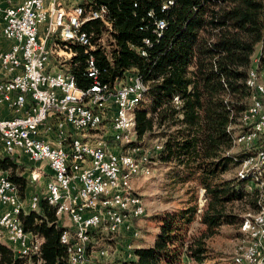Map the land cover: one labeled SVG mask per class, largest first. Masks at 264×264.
I'll return each instance as SVG.
<instances>
[{
    "label": "trees",
    "instance_id": "16d2710c",
    "mask_svg": "<svg viewBox=\"0 0 264 264\" xmlns=\"http://www.w3.org/2000/svg\"><path fill=\"white\" fill-rule=\"evenodd\" d=\"M167 1L91 0V6L105 7L107 23L86 21L82 29L92 34L95 48L86 53L83 46L73 44L76 53L61 68L84 89L93 80L84 70L89 55L98 68V80L110 86L124 80L125 72H135L146 88L133 114L131 142L120 144L119 150L141 151L150 137L163 138L156 143L157 151L153 152L154 145L146 149L149 159L171 167L167 173L171 184L194 182L203 188L207 205L201 221L206 231L235 224L241 229L248 217L234 213L232 203L248 202L255 213L264 200L258 188L247 189L249 177L224 174L264 147L260 135L252 147L236 145L233 150L234 134L249 128L240 116L253 97L246 85L248 70L254 57L264 53V0H172L162 8ZM15 156L0 152V170L8 173L22 199L30 179L17 172L32 171L35 163L17 162ZM196 211V205H189L153 214L160 223L153 245L134 246L124 264H183L185 255L202 264L207 232L185 247L186 229ZM18 218L26 232L43 239L39 255L19 256L0 241V264L65 262L60 235L66 227L53 206L40 197L37 210H22ZM114 237L96 235L92 244L109 246L104 242Z\"/></svg>",
    "mask_w": 264,
    "mask_h": 264
},
{
    "label": "built area",
    "instance_id": "2783aa9c",
    "mask_svg": "<svg viewBox=\"0 0 264 264\" xmlns=\"http://www.w3.org/2000/svg\"><path fill=\"white\" fill-rule=\"evenodd\" d=\"M90 3L0 0V30L8 43L7 49L0 50V152L23 155L49 168L43 198L66 227L60 235L67 251L63 264H82L84 260L100 263L110 253L107 248L92 249L95 236L122 233L136 237L133 222L144 213L132 180L147 175L146 167L130 157V148L119 152V140H114L123 119L118 107L132 102L145 89L141 78L127 71L117 85L103 83L89 55L84 70L93 80L84 89L77 86L72 73L61 68L76 53L73 44L83 46L86 53L95 48L92 34L82 29L86 21L107 23L105 7ZM163 25L162 20L157 22L159 29ZM98 42L104 44L103 38ZM144 43L149 44V40ZM249 79L256 85L255 60ZM252 102L261 109V122L256 124L264 127V102L257 100V93ZM80 136H88V143L79 144ZM123 140L131 142L129 136ZM252 145L253 141H248L247 147ZM158 147L154 146L153 152ZM122 164H131L128 181L120 180ZM35 173L37 176L40 171ZM128 190H135V200L127 199ZM39 199V195H31L29 209H35ZM119 203H128V211H120ZM0 207V240L5 238L19 256L39 255L43 239H36L21 226L18 215L24 210L23 200L15 184L3 174ZM64 216L68 224L61 220ZM71 234L80 235L81 246L63 242V235ZM253 264H264L260 251L254 255Z\"/></svg>",
    "mask_w": 264,
    "mask_h": 264
},
{
    "label": "rangeland",
    "instance_id": "374dc122",
    "mask_svg": "<svg viewBox=\"0 0 264 264\" xmlns=\"http://www.w3.org/2000/svg\"><path fill=\"white\" fill-rule=\"evenodd\" d=\"M2 23L3 22L0 20V29ZM257 53L258 48L255 54ZM262 59H264V53L258 54L256 57H254V60H257L255 65H257ZM146 104L147 100L143 104V107H145ZM158 141H163V138L152 136L143 142L144 149L142 148L141 151L135 149L134 151L130 152L133 153L134 158L140 160L141 163L146 167V174H148L137 176L132 180V186L140 195L144 207V213L138 218L134 219L133 222L134 228L138 235L136 237H130L127 234L121 235L122 233H120L111 240L107 239L108 243H105V241L104 244H108L109 246L105 245V247L102 248H95L92 244L93 250L107 248L110 253L106 258L101 259L102 261L99 264H124L126 260H128V253L133 249L134 246L141 245L146 247L153 245L160 226V223L153 219V214L161 213L166 209H180L181 207H187L189 205H196L197 211L193 220L186 229L185 247H187L190 241H193L199 237L202 238L203 232H207V236L202 240L205 249L202 264H233L232 257L245 245L247 235L251 228V216L254 212L251 205L244 201H236L232 203L234 213H236L239 217H248L246 224L241 226V229H239L238 225L235 224L221 225L218 229H214L212 231L208 230L209 232L206 231V226L201 221V214L207 205V199L204 196L203 188L195 185L194 182L171 184L170 180L167 178V173L170 171L171 167L168 164L162 163L160 161L151 162L149 159V154L144 153L146 149H150L153 145L155 146ZM233 143L235 144L233 148L235 151L238 148L236 145L240 144L234 140ZM156 145H158L160 148L159 144ZM134 152H137L136 155ZM15 157L17 162L28 161L27 157L23 155H16ZM239 164H237L235 168L233 167L230 171L225 173L224 177H234L235 174L239 176ZM46 167L47 166L44 164L43 166H38V164H35L34 170L32 171H24L23 173L17 172L18 174H22L30 179L27 197H22L23 207L26 211L29 210L28 204L29 197L31 195L36 194L40 197L45 195V182L49 175L46 171ZM36 171H40V174L37 176H35ZM2 174L7 176L8 173L0 170V175ZM259 188L262 195V200H264V184L259 186ZM135 190H133L134 193ZM37 209L38 206L35 208V210ZM61 220L67 224L69 222L65 216L62 217ZM0 241L9 245L5 238H2ZM128 244L131 245V248H128ZM185 256L186 257H184L183 261L187 264L197 263L191 257H187V255ZM91 263L96 264L93 260H91Z\"/></svg>",
    "mask_w": 264,
    "mask_h": 264
},
{
    "label": "bare ground",
    "instance_id": "6f19581e",
    "mask_svg": "<svg viewBox=\"0 0 264 264\" xmlns=\"http://www.w3.org/2000/svg\"><path fill=\"white\" fill-rule=\"evenodd\" d=\"M172 0H168L165 4H171ZM248 70L246 85L252 92V99L254 98V93H257V100L264 99V59L259 61L257 65H255V81L256 85H252L249 79V71ZM142 82V80H141ZM143 83V82H142ZM145 87V85H144ZM146 88V87H145ZM145 89L141 90L138 97L132 102H124L121 103L118 107V115H121L123 118L121 120V128H117V131L114 132V140H119V145L126 143L128 136L132 139L134 135V121L133 114L138 107L141 99L142 93ZM252 99L246 108V110L241 114L240 120L243 124L248 125L245 131L240 132L234 135L233 140L240 144L242 147H247L248 141H254L260 135H264V127L256 124L257 122H261V109H258ZM140 106V105H139ZM241 122V123H242ZM88 136H80L79 144H87ZM158 146V145H156ZM159 148V147H158ZM157 148V150H158ZM119 152H121L119 150ZM149 154V153H148ZM131 158H134L132 154H130ZM264 147L257 150L255 154L246 157L240 162V175H245L249 177V181L247 184V189L252 190L253 188H259L262 184H264ZM142 164V163H141ZM131 175V164H122L119 169V176L121 181H128ZM148 175V174H147ZM127 199L135 200V193L133 190L127 191ZM141 205L144 210L142 200ZM120 211H128V203H119ZM264 205H261L260 209L252 214L251 228L247 235V240L245 245L233 255L232 260L233 264H253L254 255L258 254L260 251V260H264ZM63 242H71L74 246L82 245V238L79 234H71V235H63ZM249 251V253H247ZM245 256L241 257L243 254ZM82 264H92L91 260H84Z\"/></svg>",
    "mask_w": 264,
    "mask_h": 264
},
{
    "label": "crops",
    "instance_id": "0c3cea01",
    "mask_svg": "<svg viewBox=\"0 0 264 264\" xmlns=\"http://www.w3.org/2000/svg\"><path fill=\"white\" fill-rule=\"evenodd\" d=\"M8 47V43L3 39L2 35H1V30H0V50H5ZM46 171H49V168L46 167ZM0 209H2L0 207Z\"/></svg>",
    "mask_w": 264,
    "mask_h": 264
}]
</instances>
